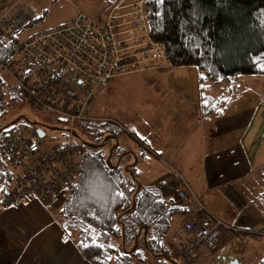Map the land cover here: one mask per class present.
<instances>
[{
  "label": "built area",
  "instance_id": "2783aa9c",
  "mask_svg": "<svg viewBox=\"0 0 264 264\" xmlns=\"http://www.w3.org/2000/svg\"><path fill=\"white\" fill-rule=\"evenodd\" d=\"M149 12L146 0H119L92 20L79 13L70 23L15 43L9 60L0 63V113L6 92L14 87L33 110L64 121L71 140L47 145L44 137L38 136L39 129L31 125L6 134L2 152L17 177L2 200L1 209L31 201L48 206L70 187L82 150L73 141L76 124L110 123L128 134L116 120L92 116L89 105L95 92L115 77L144 71L168 73L173 69L163 47L151 39ZM39 15L37 7L23 2L2 7L0 43L8 41L11 33L22 32L34 24ZM168 168L179 184V205L200 210L189 216L171 238L172 258L179 264H204L197 256L202 251H214L217 237L223 233L229 235V241L215 264L242 262L241 248L246 238H264V232L225 225L203 208L182 175Z\"/></svg>",
  "mask_w": 264,
  "mask_h": 264
},
{
  "label": "trees",
  "instance_id": "16d2710c",
  "mask_svg": "<svg viewBox=\"0 0 264 264\" xmlns=\"http://www.w3.org/2000/svg\"><path fill=\"white\" fill-rule=\"evenodd\" d=\"M146 4L151 39L163 47L174 69H195L203 81L215 85L243 76L264 77V0H146ZM22 32L11 33L0 43V63L9 60ZM5 97L0 113V204L17 177L2 152L6 134L30 126L26 121L20 124L21 117L3 122L7 103L22 101L14 87ZM54 122L65 125L56 118ZM76 125L93 140L80 141L76 177L56 201L62 229L73 237L81 255L91 264H179L168 242L174 220L193 215L191 207L166 199L161 188L141 185L136 165L124 168L127 151L118 146L122 131L116 125ZM110 141L117 147L106 154ZM249 264H264V256Z\"/></svg>",
  "mask_w": 264,
  "mask_h": 264
},
{
  "label": "crops",
  "instance_id": "0c3cea01",
  "mask_svg": "<svg viewBox=\"0 0 264 264\" xmlns=\"http://www.w3.org/2000/svg\"><path fill=\"white\" fill-rule=\"evenodd\" d=\"M118 1L98 13L106 12ZM15 2L23 0H14L11 4ZM4 6L7 4L0 5V9ZM179 70H192L194 78L190 82L195 86V102L188 94H180L174 88L176 81L169 77L176 74V69L163 79L149 76L156 71H144L115 77L105 88L98 89L89 105L90 113L96 115L93 111L97 108L98 116L94 117H100L102 111L114 105L110 99L117 106L131 99L133 110L142 115L150 112L152 103L175 104L172 116L164 121L171 128L176 125L179 128L171 130L166 137L168 141L162 142L165 138L163 123L162 128L155 131L156 140L145 132H140L145 135L144 139L131 134L136 141L133 139L134 145L125 149L124 159H129V163L133 161L131 166L141 167L142 173L136 166L135 169L138 176L143 175L147 187L163 191L167 182L161 178L162 156L182 175L205 210L222 222L241 223L243 226L237 227L264 232V88L259 95H253L255 99L245 110L241 104L245 98L243 93L248 90L243 81L246 76L215 85L203 81L194 69ZM143 76L152 79H143ZM253 109L257 110L252 112ZM113 117L120 118L117 114L108 118ZM165 190L166 196L162 195L166 199L177 201L176 192L169 195L167 188ZM54 202L43 206L31 201L6 210L0 208V264H91L83 258L73 237L62 229L58 217L60 206L58 201ZM219 205L229 212L227 216L220 214ZM191 209L194 214L198 213L196 207ZM183 221L184 218H176L171 233ZM217 238L214 251H202L197 256L204 264H215L221 250L218 246L223 248L229 241L227 234H219ZM259 240L262 239L247 237L245 240L243 251L245 255L248 253L249 262L264 256V243L258 244Z\"/></svg>",
  "mask_w": 264,
  "mask_h": 264
},
{
  "label": "rangeland",
  "instance_id": "374dc122",
  "mask_svg": "<svg viewBox=\"0 0 264 264\" xmlns=\"http://www.w3.org/2000/svg\"><path fill=\"white\" fill-rule=\"evenodd\" d=\"M13 1L14 0H0V5L5 3L9 6V5H12L11 3ZM113 1H115V0H23V3L37 6L40 10V16H39L38 21L35 24L26 28L22 32L21 39L25 40L28 37H30L31 35H33L34 33L46 31V30H53L60 25L70 23L73 20V18H75V16L79 13L86 15L90 20H92L96 16H98L99 11L105 10V7ZM15 3H13V4H15ZM191 71L192 70L180 71L179 69H176V72H175L176 74H171L170 77L168 75L166 76L167 73H160V72H157L155 74H150L149 76L150 77L153 76L155 78H161V79H163L165 77L175 79L176 85H174V86H176V87H174V88H177V90L180 94H188L189 97L191 98V100H193L195 102V94H196V92L194 90L195 86H194V83L190 82V80H192L194 78L193 77L194 74ZM144 78L145 79H152V78L143 76V79ZM134 79H136V78H134ZM137 79H140V77H138ZM144 81H146V80H144ZM243 81H245V84L247 85L248 90H245L243 93L245 98H244V102H242L241 106H243L242 108L246 110L248 108L249 104H251L252 101L255 99V97L253 95L254 94L259 95V93L263 90V88H264V77L246 76V78ZM135 102H137V100ZM110 103L114 104L115 106L109 105L110 109L106 110V111H102L101 112L102 115H100V117L101 118H108L109 116H112L113 114H117V116L120 117L118 119L117 118L114 119V117L111 119L116 120L119 123H121L122 126H124V128L126 129L127 133L129 134L128 135L125 132H121V134L118 135V146L121 150H125L127 147L130 148L131 145H134L133 137L131 136V134L137 135L141 139H144L145 135H141L140 132H145V133L151 134L154 137V140H156L157 138H155V131H156V129H158V127L162 128V123H163V125H164L163 131H164V136H165V138H163V140H162V142H163L166 140L168 141V139L166 137L169 135V133L171 132L172 129L177 130V128H179V125H176L174 128H171V126L166 125V122L164 121V118L171 117L172 116V115H170L171 112H174V110L176 109V105L173 104L172 102L160 101V102H157L155 105L152 103L153 108L150 109V112L145 113L144 115H142L141 113H137L136 111L133 110V104H132L131 99H129V100L127 99L126 103L121 102V104L118 106L113 99H110ZM125 106H126L127 110H126ZM90 107H92V106H90ZM257 109H253L251 111L253 112L254 110H257ZM93 113L96 114L94 116H98L97 108L95 111H93ZM3 114H4L3 122L10 123L13 120H15L16 118L21 117L23 120H21L20 124L23 125V123H25V121H26L28 124H30L34 128H37V129L42 128L43 133H44L43 141L47 145L63 144V143H67L71 140L70 135L66 132V126L65 125L58 124V123L54 122V119H55L54 117L47 116L46 114H41V113L36 112L35 110H33L31 107H29L25 102H23L21 100H15L13 102L7 103L6 107L3 109ZM178 116H179V114H178ZM262 118H263V116H262ZM131 123H133L135 125L132 126ZM73 131L78 136V139H73L75 144H80L81 140L84 142H87V143H92L93 138H91L87 134H85L82 131L81 127H79L78 125H75ZM159 141L161 142V138H159ZM115 146H116V142L110 141L108 143V145L104 148V152L107 154L108 151L111 149V147L114 148ZM117 154L118 153L115 151V156H117ZM157 154H159V153H157ZM159 156H160V154H159ZM156 157H158V156L156 155ZM116 159L117 158L114 157L112 160V162L114 164H117V162H118V161H116ZM127 160H129V159H123V161H122V165L124 166V168H126V166L128 164L129 165L133 164V161H131L132 163H129V161H127ZM155 161H157V160H155ZM160 161H161L160 167H161L162 174H163L161 176V178L164 179L165 182H167V184L165 183V185L163 187V191H161V192L164 195L167 194L165 192L166 191L165 189L167 188L168 193L170 192L169 195L174 194L176 192V190L178 189L179 184L174 180V178H173L174 176H172V173L168 170V167L164 166L165 164L169 165V163H167V161L165 159H163L162 156H161ZM164 161H165V163H164ZM169 167H171V166L169 165ZM124 168H123V170H124ZM136 168H137V170H139L142 173L141 167L136 166ZM137 178L140 181L141 185L148 186V184L143 180L144 177L142 174H139V176H137ZM194 207H196V206H194ZM219 208H220V210H222V213H220V214H224L225 216H227L229 214L228 211H225V209L223 208L222 205H219ZM196 209L198 210V213H200V210L197 207H196ZM215 218H217V217L215 216ZM184 221H183V223H184ZM222 223L229 226L230 228L245 230V229L237 227L238 225H242L241 223L234 224V225L232 224V222H229V221H223ZM182 224L180 226H178L173 231V233H175L182 226ZM172 227H173V225H172ZM252 238L262 239V240H259V242H258V244H260V245L262 243H264V240H263L264 238H259V237H254V236ZM170 244H171V242L169 241L168 246ZM219 247H220V249H222V246H218V248ZM241 249H242V251L244 250L243 248H241ZM249 250H251V248H249ZM247 254H248L247 252H246V255H245L244 251L242 252L243 261L242 262L238 261L240 264H243V262H245V264H249V261L247 260V257H246ZM251 261H253V259Z\"/></svg>",
  "mask_w": 264,
  "mask_h": 264
},
{
  "label": "water",
  "instance_id": "95a60500",
  "mask_svg": "<svg viewBox=\"0 0 264 264\" xmlns=\"http://www.w3.org/2000/svg\"><path fill=\"white\" fill-rule=\"evenodd\" d=\"M19 119H17L15 122H17ZM37 134H38V136L39 137H41V138H43L44 137V133H43V130H41V129H39L38 131H37ZM73 136L75 137L76 135H75V133H73ZM109 140V138H106L105 139V141H108ZM85 146H88V147H91V145H89V144H84ZM116 147H117V145H116ZM111 152H112V150L110 151V154H109V156H111ZM109 160V159H108ZM172 264H174V263H172ZM230 264H240L238 261H236V260H231L230 261Z\"/></svg>",
  "mask_w": 264,
  "mask_h": 264
},
{
  "label": "bare ground",
  "instance_id": "6f19581e",
  "mask_svg": "<svg viewBox=\"0 0 264 264\" xmlns=\"http://www.w3.org/2000/svg\"><path fill=\"white\" fill-rule=\"evenodd\" d=\"M35 34V33H34ZM32 36V35H31Z\"/></svg>",
  "mask_w": 264,
  "mask_h": 264
}]
</instances>
